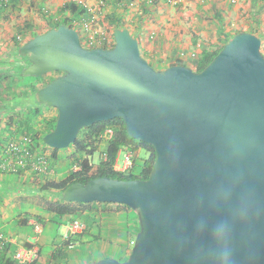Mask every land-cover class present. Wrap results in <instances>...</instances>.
Masks as SVG:
<instances>
[{"label":"water","instance_id":"water-1","mask_svg":"<svg viewBox=\"0 0 264 264\" xmlns=\"http://www.w3.org/2000/svg\"><path fill=\"white\" fill-rule=\"evenodd\" d=\"M110 49H86L67 25L19 50L25 77L60 73L37 93L57 110L50 148L75 144L82 129L121 118L151 145L147 179L94 178L62 192L71 203L122 204L140 230L125 261L95 264H264V53L261 38L234 35L201 71L154 68L127 28ZM227 226L226 242L214 229ZM226 248V253L224 249Z\"/></svg>","mask_w":264,"mask_h":264},{"label":"crops","instance_id":"crops-1","mask_svg":"<svg viewBox=\"0 0 264 264\" xmlns=\"http://www.w3.org/2000/svg\"><path fill=\"white\" fill-rule=\"evenodd\" d=\"M86 15L79 16L62 8L72 0H19L17 8L0 12V161L6 144L25 141L17 125L9 126L10 117H22L29 110L40 108L35 120L37 129L45 120L58 116L54 108L42 107L33 84L40 88L47 77L26 79L18 71L27 66L19 50L37 35L54 29L66 18L82 35V22L93 17L94 26L112 33L118 24L138 39L143 57L161 70L179 62L195 67L204 50H215L239 32H250L262 40L264 53V0H184L173 5L168 0H80ZM75 4V3H74ZM77 5V4H76ZM51 17H60L54 23ZM195 55V56H194ZM192 65V66H190ZM37 89V90H38ZM35 96V102L16 105V98ZM40 150L50 159L47 175L65 179L71 171L74 151L64 149L52 158V151L38 142ZM137 159V164H143ZM54 198L39 192L37 180L30 174L0 172V232L8 239L6 258L22 246L35 245L40 251L36 264H50V254L62 239L77 237L79 243L69 249L63 264H94L101 259L128 258L130 241L136 237L132 222L137 214L123 206L93 205L78 218L56 217L45 209L44 200ZM30 209V210H29ZM32 209V210H31ZM31 216L27 224L23 219ZM40 222L42 229L36 231ZM81 222L85 229L73 232L72 225ZM2 256V255H1ZM53 264V263H52Z\"/></svg>","mask_w":264,"mask_h":264},{"label":"trees","instance_id":"trees-1","mask_svg":"<svg viewBox=\"0 0 264 264\" xmlns=\"http://www.w3.org/2000/svg\"><path fill=\"white\" fill-rule=\"evenodd\" d=\"M19 0H12L9 7L17 8V3ZM0 7V12L2 9H7ZM71 12L72 14H77L79 16L86 15L81 8L74 4L68 3L62 8V13ZM70 19L66 18L62 22H57L54 28H58L60 25H67L73 27L70 24ZM122 25L118 24L116 28H121ZM237 34V33H236ZM235 34V35H236ZM33 39V38H32ZM231 39V38H230ZM230 39L225 41L226 44ZM223 45L218 47L215 50H204L200 55L196 66L192 67L195 71H201L204 69L213 59L214 57L220 52ZM177 65H183V63L179 62ZM19 76L23 75V68L18 71ZM56 74H59L56 72ZM26 79H39V78H32V77H24ZM54 78L49 80H45L44 84L41 85L40 88L48 84ZM33 91L37 92L39 89L35 87L33 84ZM38 89V90H37ZM42 107V105L40 103ZM40 116V108L31 109L22 117L14 118L10 117L9 119V126L16 124L17 130L20 132L26 140L31 139L32 141L41 144L46 148L52 151V158H56L57 154L62 151L55 148L48 147L43 142V137L54 130L57 117L55 119H48L45 120L40 128L37 129V124L35 120ZM113 130V136L107 141L104 145L102 151H100L101 145V136L107 129ZM25 142V141H23ZM123 146H131L135 150L138 151H145L148 156L147 158L143 159V164L136 165L135 173H119L114 171L113 167L116 164L118 152L121 147ZM74 151L73 155L70 157L71 162H81L82 169L79 172H69V175L65 179H51L45 173H40L38 171H34L31 167L26 169H19L17 174L19 175H26L30 174L32 178L37 180V185L39 188V192L50 195L54 197L53 199H45V209L48 213L55 215L56 217H70V218H78L84 211L89 209L93 205H109V203H91V204H84V203H71L64 201L62 197V192L74 183H86L87 181L99 178V177H110L112 179H120V180H133V179H147L149 174L153 168L154 161H155V151L154 148L144 143L138 139H133L130 137L126 130V126L124 121L121 118H113L107 121H102L95 123L90 127H86L81 130L77 141L75 144L70 146V149ZM35 149V147H34ZM96 153H100V159L97 164L94 163L93 158ZM4 152V156H5ZM50 161V159H48ZM6 173H12L11 169L5 170ZM110 205H118V207H122V204H110ZM127 209H130L127 206H123ZM131 210V209H130ZM32 217L29 216L23 219L22 224H27ZM140 229V227H139ZM77 237H69L68 239H62L58 242V244L54 247L53 251L50 254V264H63L62 261H67L69 259V249L72 246H75L79 243ZM29 247L30 245H26ZM9 245L5 248V250L1 253L0 257V264H16L14 260L10 258H6L7 253L9 252ZM126 260V259H125ZM124 260V261H125ZM36 264V263H34ZM95 264V263H94Z\"/></svg>","mask_w":264,"mask_h":264},{"label":"built area","instance_id":"built-area-1","mask_svg":"<svg viewBox=\"0 0 264 264\" xmlns=\"http://www.w3.org/2000/svg\"><path fill=\"white\" fill-rule=\"evenodd\" d=\"M73 3L81 6L85 4L80 0H72ZM173 5H179L183 3L184 0H168ZM12 0H0V7H9ZM60 17H51L50 21L56 23L59 21ZM70 27V26H69ZM74 28V27H72ZM53 29V28H51ZM75 29V28H74ZM76 30V29H75ZM50 31V30H49ZM80 35V34H79ZM81 44L86 49H110L115 45L114 32L107 33L100 28L94 26L93 17L90 20L85 19L82 22V35L80 37ZM195 56V55H194ZM49 80V79H48ZM113 136V130L107 129L101 136V145H105L107 141ZM35 147V149H34ZM5 156L0 161V172H5L7 169H11L12 173L18 172L19 169L32 168L34 171L40 173H45L49 167L50 161H48V156L43 153L39 144L32 141L31 139L25 140V142L12 141L5 146ZM138 150H135L131 146H123L120 148L117 156L116 164L113 169L119 173H135V168L137 164V159L139 155ZM124 153V158L122 164L121 155ZM82 169L81 162H74L71 164L72 172H79ZM70 171V172H71ZM36 231L42 229V224L37 222L35 224ZM85 229V225L81 222H75L72 225V231L79 233ZM10 239H8L3 233L0 232V257L1 253L9 245ZM135 239L131 240L129 245L132 248L134 246ZM40 259V251L35 245L22 246L19 247L13 254V260L16 264H34Z\"/></svg>","mask_w":264,"mask_h":264},{"label":"rangeland","instance_id":"rangeland-1","mask_svg":"<svg viewBox=\"0 0 264 264\" xmlns=\"http://www.w3.org/2000/svg\"><path fill=\"white\" fill-rule=\"evenodd\" d=\"M78 31L80 32L79 29H78ZM79 32H78V33H79ZM79 34H80V33H79ZM80 37H81V35H80ZM190 66H192V65H190ZM28 101H29V102H35V101H36L35 96H34V95H33V96H29V95H27V96H22V97L16 98L15 104H16V105L24 104V103H28ZM103 148H104V145H102V146L100 147V151H102ZM68 149H70V148H68ZM147 156H148V154H147L145 151L141 150V151L139 152V158H140V159H145V158H147ZM123 158H124V153L121 155V161H120V164H122ZM99 159H100V153H96V155H95L94 158H93L94 163L97 164L98 161H99ZM29 210H30V209H29ZM31 210H32V209H31ZM131 210H132V209H131ZM132 211H133V210H132ZM139 227H140L139 220H136V219H135V221L132 222V228H133V230H134V233H136V235L138 234V232H139V230H140ZM134 239H136V237H134ZM130 250H132V248H131Z\"/></svg>","mask_w":264,"mask_h":264},{"label":"clouds","instance_id":"clouds-1","mask_svg":"<svg viewBox=\"0 0 264 264\" xmlns=\"http://www.w3.org/2000/svg\"><path fill=\"white\" fill-rule=\"evenodd\" d=\"M227 226L225 224H219L216 226V228L214 229V233H215V238L218 241H224L226 242L227 239ZM226 248L224 249V252L226 253ZM225 264H227V261L225 259Z\"/></svg>","mask_w":264,"mask_h":264},{"label":"flooded vegetation","instance_id":"flooded-vegetation-1","mask_svg":"<svg viewBox=\"0 0 264 264\" xmlns=\"http://www.w3.org/2000/svg\"><path fill=\"white\" fill-rule=\"evenodd\" d=\"M59 75H60V73L59 74L53 73V74H51L49 76H45V77H47V80H48V79H51V78L58 77Z\"/></svg>","mask_w":264,"mask_h":264}]
</instances>
